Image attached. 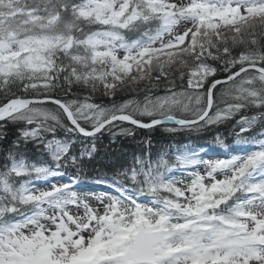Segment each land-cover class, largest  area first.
I'll return each instance as SVG.
<instances>
[{
  "label": "snow or ice",
  "instance_id": "6c2138e0",
  "mask_svg": "<svg viewBox=\"0 0 264 264\" xmlns=\"http://www.w3.org/2000/svg\"><path fill=\"white\" fill-rule=\"evenodd\" d=\"M0 264H264V0H0Z\"/></svg>",
  "mask_w": 264,
  "mask_h": 264
},
{
  "label": "trees",
  "instance_id": "16d2710c",
  "mask_svg": "<svg viewBox=\"0 0 264 264\" xmlns=\"http://www.w3.org/2000/svg\"><path fill=\"white\" fill-rule=\"evenodd\" d=\"M131 93L122 94V99H127L131 96ZM221 135L225 137V142L231 145L232 137L229 135L230 128L227 126L223 127L221 130ZM154 147L160 148L164 146L166 143H172V138L165 136H161L159 133H154ZM193 141L199 145H206L209 141L212 140V135H205L203 138H192ZM175 142L178 144L187 143V138L182 136H176L174 138ZM156 141H159L157 144ZM133 153H139V147L135 141H131L129 139L120 137L118 138V142L112 143L111 137L105 135L100 143V152L97 157L96 167L100 168L101 165H109L111 163H115L117 160L121 162L124 161L125 157L131 158Z\"/></svg>",
  "mask_w": 264,
  "mask_h": 264
},
{
  "label": "rangeland",
  "instance_id": "374dc122",
  "mask_svg": "<svg viewBox=\"0 0 264 264\" xmlns=\"http://www.w3.org/2000/svg\"><path fill=\"white\" fill-rule=\"evenodd\" d=\"M217 151H219V152H222L223 150H222V149H218V148H217Z\"/></svg>",
  "mask_w": 264,
  "mask_h": 264
}]
</instances>
